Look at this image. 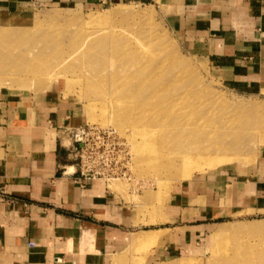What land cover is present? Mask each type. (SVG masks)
<instances>
[{
    "label": "rangeland",
    "instance_id": "rangeland-1",
    "mask_svg": "<svg viewBox=\"0 0 264 264\" xmlns=\"http://www.w3.org/2000/svg\"><path fill=\"white\" fill-rule=\"evenodd\" d=\"M174 11L164 0L0 13V149L13 144L12 129L56 139L80 183H101L130 219L128 264H155L163 251L160 264H264V195L236 200L264 185V81L230 82L200 37L193 44L174 32ZM79 127L90 135L75 148L67 133ZM148 132L157 142L147 146L173 165L136 164ZM189 149L203 152L198 168ZM148 230L160 238L133 241Z\"/></svg>",
    "mask_w": 264,
    "mask_h": 264
},
{
    "label": "crops",
    "instance_id": "crops-1",
    "mask_svg": "<svg viewBox=\"0 0 264 264\" xmlns=\"http://www.w3.org/2000/svg\"><path fill=\"white\" fill-rule=\"evenodd\" d=\"M157 3L164 0H0V13L11 14L30 4L44 5ZM261 0H173L176 34L190 43L204 42L212 57L219 55L229 81L255 87L264 81V6ZM179 9V10H178ZM178 10V11H177ZM262 26V33L256 27ZM263 70H257V69ZM61 118L57 125L61 124ZM56 123L55 119L52 120ZM8 127L4 133L8 134ZM13 144L0 149V264H128L130 219L99 182L82 185L75 167L64 165L56 139L26 135L12 129ZM11 147V148H10ZM248 192V193H247ZM264 195L262 182L247 195ZM253 198V197H252ZM148 230L133 241H148ZM138 233V232H137ZM159 253V252H157ZM169 253V252H167ZM157 262H164L165 251Z\"/></svg>",
    "mask_w": 264,
    "mask_h": 264
},
{
    "label": "bare ground",
    "instance_id": "bare-ground-1",
    "mask_svg": "<svg viewBox=\"0 0 264 264\" xmlns=\"http://www.w3.org/2000/svg\"><path fill=\"white\" fill-rule=\"evenodd\" d=\"M131 17H136L137 19H142L144 17V13L143 12H134V13H130L129 14ZM99 18V16H97ZM143 21V20H142ZM148 25L145 21L142 23V27ZM149 26V25H148ZM147 30L149 29V27H146ZM149 32V31H147ZM108 65V64H107ZM131 75H128L127 77L124 78V82L125 83H129L130 79H131ZM133 78V77H132ZM142 79V78H141ZM122 80V79H121ZM123 81V80H122ZM121 81V82H122ZM105 93V92H104ZM154 95L152 96H148V99L153 98ZM151 108H149L148 110H150L151 112L155 113V114H160L161 111L164 112V109L162 110V108L159 105H155L154 107L152 105H150ZM141 107H144V105H141ZM146 110V109H145ZM144 111V110H142ZM158 111V112H157ZM129 114H132V119L135 117H137L138 113L136 112V110L134 108L131 109V111L129 112ZM145 137V143L144 146L141 147H137L135 149V161L136 164H138L140 167H144L146 165V167L149 165V167H151L152 165L155 166L156 171H159V167H165L166 165L170 166L173 165L175 162V158H173V156H169V158L167 160H165L164 162L162 161V159H164V156H166V153L163 152L162 148L159 147L158 145H155L154 149H150L147 146V141H154L157 142L156 136L152 133H147L144 134ZM186 153H191L190 155L192 156L193 154L196 156V160L194 162H192L191 164V168H198V165H200V161L203 160V152H197V151H193L192 149H189L186 151ZM197 155H199L200 157L197 158ZM177 157V156H176ZM191 157H187L184 159L183 163H188ZM152 164V165H151ZM157 164V165H156ZM189 166V165H188ZM226 229V227H221L218 228L217 233H221L222 231L224 232ZM156 237L154 236V234H147V238H153Z\"/></svg>",
    "mask_w": 264,
    "mask_h": 264
},
{
    "label": "built area",
    "instance_id": "built-area-1",
    "mask_svg": "<svg viewBox=\"0 0 264 264\" xmlns=\"http://www.w3.org/2000/svg\"><path fill=\"white\" fill-rule=\"evenodd\" d=\"M67 134L69 135V140L72 142L75 148L83 147L84 142L90 135L89 130L84 127L71 129Z\"/></svg>",
    "mask_w": 264,
    "mask_h": 264
}]
</instances>
